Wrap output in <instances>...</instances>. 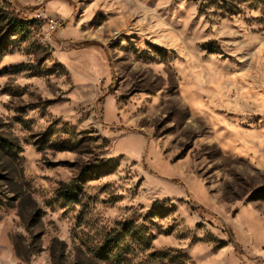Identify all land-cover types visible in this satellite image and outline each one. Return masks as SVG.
<instances>
[{
	"label": "rangeland",
	"instance_id": "374dc122",
	"mask_svg": "<svg viewBox=\"0 0 264 264\" xmlns=\"http://www.w3.org/2000/svg\"><path fill=\"white\" fill-rule=\"evenodd\" d=\"M0 264H264V0H0Z\"/></svg>",
	"mask_w": 264,
	"mask_h": 264
},
{
	"label": "trees",
	"instance_id": "16d2710c",
	"mask_svg": "<svg viewBox=\"0 0 264 264\" xmlns=\"http://www.w3.org/2000/svg\"><path fill=\"white\" fill-rule=\"evenodd\" d=\"M107 248H108V246L103 247V252L104 253L106 252Z\"/></svg>",
	"mask_w": 264,
	"mask_h": 264
}]
</instances>
